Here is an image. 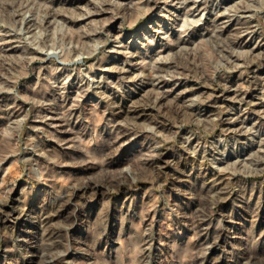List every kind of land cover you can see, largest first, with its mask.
<instances>
[{
    "label": "rangeland",
    "instance_id": "374dc122",
    "mask_svg": "<svg viewBox=\"0 0 264 264\" xmlns=\"http://www.w3.org/2000/svg\"><path fill=\"white\" fill-rule=\"evenodd\" d=\"M74 190L54 228L30 220ZM250 258L264 0H0V264Z\"/></svg>",
    "mask_w": 264,
    "mask_h": 264
},
{
    "label": "bare ground",
    "instance_id": "6f19581e",
    "mask_svg": "<svg viewBox=\"0 0 264 264\" xmlns=\"http://www.w3.org/2000/svg\"><path fill=\"white\" fill-rule=\"evenodd\" d=\"M249 26V25H248ZM217 36V35H216ZM236 37V36H235ZM239 37V36H238ZM232 39V38H231ZM233 41V40H232ZM234 42H235V40H234ZM219 45H220V48H224V46L223 45H221V43H219ZM226 49V48H225ZM228 51V50H227ZM191 54H193V53H191ZM229 54H231V53H229ZM234 54V53H233ZM193 59H195V58H193ZM194 65H195V67L196 68H198V63H197V65H196V62L194 63ZM199 66H200V64H199ZM190 71V70H189ZM189 73V72H188ZM193 73H194V71H193ZM189 74H191V73H189ZM193 75V74H192ZM197 74H195V76H196ZM200 76V75H199ZM198 76V77H199ZM201 77V76H200ZM199 77V78H200ZM196 78H197V76H196ZM197 80H198V78H197ZM163 98V96H160L158 99L160 100V99H162ZM157 99V101H159ZM205 100V99H204ZM153 101V100H152ZM200 102V101H199ZM203 102H205V101H202L201 100V103H203ZM158 103V102H157ZM198 103V102H197ZM150 104V103H149ZM155 104V103H154ZM156 106V105H155ZM195 106V105H194ZM154 107V106H153ZM149 108V107H148ZM151 108V107H150ZM162 108V107H161ZM178 108V107H177ZM188 108L189 109H191V111L192 112H195V109H194V107L193 108H191V107H187L186 109H185V111L184 110H182V111H184L185 113H187V111H188ZM146 109V108H145ZM154 109V108H153ZM157 109V108H156ZM198 109H200V108H198ZM199 111V110H198ZM158 112V111H157ZM184 112H182V113H184ZM175 113V112H174ZM177 113V112H176ZM179 113V112H178ZM164 114H165V112H164ZM158 115H159V113H158ZM162 115V114H161ZM185 115V114H184ZM167 117H168V114H167ZM224 176V175H223ZM220 178H221V176H220ZM218 179H219V177L218 178H214V180L212 181L213 182V184L211 185V187L212 188H214L216 185H218L219 184V181H218ZM80 188V187H79ZM226 188V187H225ZM224 189V188H223ZM77 190H78V188H77ZM216 190V189H215ZM213 192V191H212ZM218 193L216 194V193H214L212 196H218V197H222L221 196V193H223V191H222V189H220L219 191H217ZM227 192V191H226ZM76 193L77 192H75V190L73 191V192H71L70 194H68V195H64V197H61V201H59V203H58V205H53V207H51L50 208V210L49 211H47L46 210V212H44L43 214H40L39 216H34V218H29L32 222H34V223H41V224H44V226H46V230H49V229H51V228H54V226H56V224L54 223V220L56 219V218H58V217H61L62 216V214L65 212V210L67 209V207L72 203V201L75 199V196H76ZM78 195V194H77ZM61 196V195H60ZM59 198V197H58ZM59 200V199H58ZM73 205V204H72ZM14 210V209H13ZM9 215V214H8ZM58 224V223H57ZM56 228V227H55ZM54 231L52 230L49 234H48V232H46V236H45V239H44V241H46L45 243H47L48 245H54V244H57L58 242H60V238H59V234H54L53 233ZM33 235V234H32ZM61 236V235H60ZM251 244V243H250ZM252 245H253V247H259V245L258 244H256V243H252ZM252 247V246H251ZM253 250V249H252ZM51 252V251H50ZM44 256H46V260H47V262L48 263H50V262H52V261H54L56 258H55V256H54V253L53 254H47L46 253V255H44ZM247 264H258L256 261H254L252 258H250L249 259V261L247 262ZM260 264H264V262H260Z\"/></svg>",
    "mask_w": 264,
    "mask_h": 264
}]
</instances>
